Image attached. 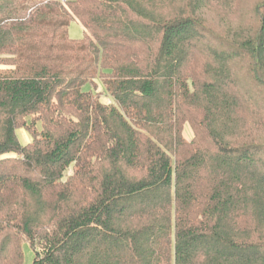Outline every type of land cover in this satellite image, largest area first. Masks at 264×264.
Segmentation results:
<instances>
[{
	"label": "trees",
	"instance_id": "1",
	"mask_svg": "<svg viewBox=\"0 0 264 264\" xmlns=\"http://www.w3.org/2000/svg\"><path fill=\"white\" fill-rule=\"evenodd\" d=\"M2 54L0 264H264V0H0Z\"/></svg>",
	"mask_w": 264,
	"mask_h": 264
},
{
	"label": "rangeland",
	"instance_id": "2",
	"mask_svg": "<svg viewBox=\"0 0 264 264\" xmlns=\"http://www.w3.org/2000/svg\"><path fill=\"white\" fill-rule=\"evenodd\" d=\"M259 2V0H239V4L242 8H247V10H251L253 8V6L255 5V3ZM212 10H208V13L211 17H214V24L217 25V27L221 30L220 26H218L219 24V20L217 19V16H219L218 12L220 11L218 8L216 7H211ZM214 26V25H213ZM82 31H83V27L80 24V22L78 21H72L70 26H69V35L72 38H80L82 35ZM0 57H5V55H0ZM4 67V66H2ZM98 85H99V89H104V86L101 84L100 80H97ZM84 90L86 91H90L93 94L98 95L99 97H101L102 101L104 103H111V104H116L114 99L107 93L105 92V89L103 90V92L100 94L97 92L96 89V85L94 84V82H89L86 83L83 87ZM32 116L26 118V120H24V122H22V124H18V128L17 129V137L20 141L21 144H25L27 142H29L32 137L34 135L35 130H37V132H40L41 130V126L40 123H36V127L34 128V124H32ZM25 123L27 124V126L25 125ZM35 136V135H34ZM183 136L186 140H191L192 136H193V132L191 129V126L189 125L188 122H185L183 125ZM67 173H70L67 172ZM23 254H24V260H23V264H30L32 261V251L30 249V247L28 246L27 243L23 244Z\"/></svg>",
	"mask_w": 264,
	"mask_h": 264
}]
</instances>
